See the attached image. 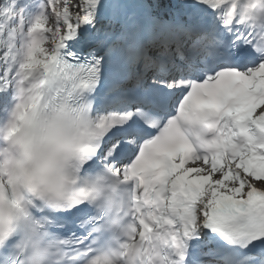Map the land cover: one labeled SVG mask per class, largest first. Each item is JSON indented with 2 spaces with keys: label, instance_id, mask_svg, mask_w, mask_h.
Wrapping results in <instances>:
<instances>
[{
  "label": "snow or ice",
  "instance_id": "snow-or-ice-1",
  "mask_svg": "<svg viewBox=\"0 0 264 264\" xmlns=\"http://www.w3.org/2000/svg\"><path fill=\"white\" fill-rule=\"evenodd\" d=\"M0 264H264V0H0Z\"/></svg>",
  "mask_w": 264,
  "mask_h": 264
},
{
  "label": "bare ground",
  "instance_id": "bare-ground-1",
  "mask_svg": "<svg viewBox=\"0 0 264 264\" xmlns=\"http://www.w3.org/2000/svg\"><path fill=\"white\" fill-rule=\"evenodd\" d=\"M261 186H262L261 184L257 183V187H261Z\"/></svg>",
  "mask_w": 264,
  "mask_h": 264
}]
</instances>
